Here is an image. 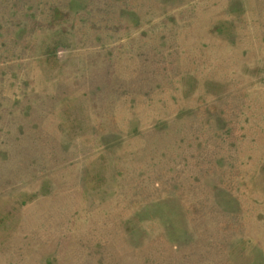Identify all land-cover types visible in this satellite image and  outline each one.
Segmentation results:
<instances>
[{
    "label": "rangeland",
    "instance_id": "obj_1",
    "mask_svg": "<svg viewBox=\"0 0 264 264\" xmlns=\"http://www.w3.org/2000/svg\"><path fill=\"white\" fill-rule=\"evenodd\" d=\"M0 264H264V0H0Z\"/></svg>",
    "mask_w": 264,
    "mask_h": 264
}]
</instances>
